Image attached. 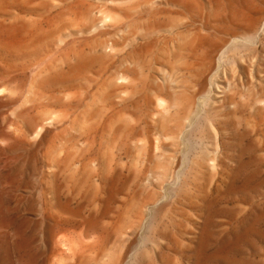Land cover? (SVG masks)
Here are the masks:
<instances>
[{
  "label": "rangeland",
  "instance_id": "obj_1",
  "mask_svg": "<svg viewBox=\"0 0 264 264\" xmlns=\"http://www.w3.org/2000/svg\"><path fill=\"white\" fill-rule=\"evenodd\" d=\"M263 20L0 0V264H264Z\"/></svg>",
  "mask_w": 264,
  "mask_h": 264
},
{
  "label": "bare ground",
  "instance_id": "obj_2",
  "mask_svg": "<svg viewBox=\"0 0 264 264\" xmlns=\"http://www.w3.org/2000/svg\"><path fill=\"white\" fill-rule=\"evenodd\" d=\"M252 12H253V11H252ZM261 17H262V16H261ZM261 17H260V18H261ZM259 20H260V19H259ZM263 21H264V20H263ZM255 22H258V21H255ZM259 23L261 24V20H260ZM258 25H259V24H257L255 28H257ZM251 28H252V27H251ZM252 30H253V29H252ZM255 30H256V29H255ZM249 32H250V31H249ZM254 32H255V31H253V33H254ZM243 39H244V38H243ZM192 45H193V44H192ZM218 46H219V45H218ZM164 105H165V104H164ZM65 243H66V242H65Z\"/></svg>",
  "mask_w": 264,
  "mask_h": 264
}]
</instances>
